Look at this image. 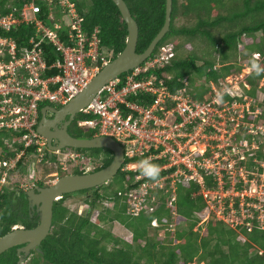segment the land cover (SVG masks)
<instances>
[{"label":"trees","instance_id":"obj_1","mask_svg":"<svg viewBox=\"0 0 264 264\" xmlns=\"http://www.w3.org/2000/svg\"><path fill=\"white\" fill-rule=\"evenodd\" d=\"M28 1L0 0V15H5L12 7L19 8ZM69 1L74 4L82 18L81 28L86 37L96 29L99 45L110 50V60L113 59L122 50L126 37L125 24L114 4L110 0ZM122 1L137 26L135 52L141 53L162 26L164 0ZM33 2L39 7L38 18L45 22L47 6L42 0ZM54 17L56 22H60L59 14ZM32 32L31 25L21 24L6 33L0 31V35L10 37L19 48L23 47ZM166 44L171 45L174 56L136 79L154 75L163 81L170 93L185 88L193 100L200 102L209 92L208 81L216 84L227 76L238 75L244 62H247L249 67L253 54H260L259 63L264 66V0H171L168 31L156 44L147 60L153 58L159 47ZM41 46L43 59L47 64L56 59L57 55L50 45L43 43ZM57 73L58 71L51 69L44 74L49 76ZM125 76L126 73L117 77L119 82L116 89L124 84ZM263 78L264 73H248L243 78L247 89L228 92L221 100L236 102L244 95L251 104L257 100L255 106H249L250 112L258 109L256 117L244 114L243 118L254 126H264V83L260 84ZM126 99L137 105L147 106L152 97L138 93L135 96L129 95ZM44 106L46 105L39 104L38 108ZM50 106L59 108L57 105ZM88 119L96 120V117L76 115L67 127L68 132L74 136L81 135L86 129L79 127L77 123ZM88 130L92 136L96 133L95 130ZM238 131L233 142L238 143L242 139L249 142L245 129L239 127ZM4 138L10 142L12 135L0 133V157H13L20 146L14 143L9 149L7 144L2 143ZM68 149L86 154L88 158H99L98 155L101 154L100 165L93 171L108 165L112 158V154L106 149ZM24 152L16 165L17 173L13 174L26 179V171L34 155L31 148ZM150 152L153 153L152 150ZM43 153L45 161H55L54 156L46 151ZM254 154L244 162L246 169L252 166V159L259 160L264 155V143L257 144ZM143 158L137 160L141 161ZM124 164L125 162L107 186L92 189L87 198L78 201L64 194L53 203L48 235L25 255V264H264V230H257L252 219H247L251 223L249 231L244 225H237L234 229L228 228L215 219L213 214H208L209 209L199 193L198 185L194 183L176 184L173 207L165 206L170 194L158 191L154 194L158 204L153 213L130 219L125 215L124 204L116 197L118 191L124 190V184L128 187L132 185L135 175L122 171ZM45 167L54 169L53 165L42 168ZM48 172L44 171L45 174ZM74 173L79 174L76 170ZM138 173L140 174V171ZM164 173L165 171H161L159 177ZM201 175L206 190L216 187L209 177L202 173ZM12 177L14 176L8 178V186L4 185L0 190V237L13 228L30 229L37 224V217L28 215L26 198ZM113 184L115 188L111 189ZM223 184L224 188L228 187L227 182ZM38 185H41V182ZM236 186L240 188L241 184ZM99 190L101 195L98 194ZM68 197L71 201H68ZM103 198H112V209L101 206L100 201ZM70 202L81 204L71 210L68 208ZM82 203L85 214L78 213V206ZM233 207L237 208L236 199ZM206 215L208 218L200 235L193 228ZM152 219H156L163 226L172 223L176 229L173 233L163 231L165 238L158 234L157 237L149 226ZM113 221L119 222L130 232V236L124 241L114 237L104 228ZM180 223L185 224L184 229L179 228ZM20 247L22 246H15L1 253L0 264H17L22 254L18 256L16 249Z\"/></svg>","mask_w":264,"mask_h":264},{"label":"built area","instance_id":"obj_2","mask_svg":"<svg viewBox=\"0 0 264 264\" xmlns=\"http://www.w3.org/2000/svg\"><path fill=\"white\" fill-rule=\"evenodd\" d=\"M42 2L47 6L45 22L38 18L39 7L33 0L0 15L2 32L21 24L31 25L33 31L19 48L10 37L0 35V133L12 135L10 142L7 138L2 139L9 149L14 143L20 146L13 157H0V190L4 185L8 186L11 175L18 188H23L18 180L20 176L13 173H17L16 165L28 148L34 155L26 171V176L30 177L43 166L53 165L56 171H63L66 163L82 158L79 153L47 149L45 139L35 130L38 106L62 107L67 104L108 63L111 56L110 50L99 45L96 29L86 37L81 28L82 18L71 1ZM55 14L60 15V22L55 21ZM43 43L50 45L57 55L49 64L43 59ZM172 57L169 44L160 46L153 58L126 73L124 84L119 89H116L117 78L108 82L78 112L95 116L96 120H82L77 125L95 130L97 135L111 137L120 145L125 162L121 170L135 174L132 185L124 184V190L116 193L129 217L152 212L155 209V191L170 193L166 205L172 206L176 183L192 182L198 185L202 199L215 219L229 227L244 225L247 231L251 228L247 219H252L254 227L264 230V203H260L264 200V155L258 161L252 159L254 168L247 171L240 162L254 155L257 146L247 139L231 143L239 127L244 128L249 136H264V126H254L243 120L244 114L253 118L258 114V109L249 111L251 102L245 95L236 102H222L220 99L228 92L247 89L243 83V78L249 73L247 64L240 71L246 70L243 75L227 76L216 84L208 81L209 92L198 102L186 93L185 88L170 93L163 81L154 75L136 79ZM51 69L58 73L46 76L45 71ZM138 93L152 97L151 103L140 106L127 101L129 95ZM14 134L17 136L13 137ZM207 142L209 144L205 145ZM43 151L58 157L53 163L47 162L43 159ZM140 157L159 163L160 172L165 171L164 175L153 182L139 174L137 159ZM256 172L259 173L258 178L260 176L257 186L252 184ZM55 173L44 175L50 177ZM201 173L215 182L216 187L206 190ZM224 182L228 183L227 188H224ZM237 184L241 187L237 188ZM255 192L256 195H252ZM234 199L237 200V208L233 207ZM110 204V200L103 202L105 206ZM207 217L199 223H205ZM150 224L157 226L155 221ZM172 228L173 225L169 224L163 231L171 232Z\"/></svg>","mask_w":264,"mask_h":264},{"label":"water","instance_id":"obj_3","mask_svg":"<svg viewBox=\"0 0 264 264\" xmlns=\"http://www.w3.org/2000/svg\"><path fill=\"white\" fill-rule=\"evenodd\" d=\"M110 1L116 7L126 28V37L122 50L104 65L67 104L58 110L44 107L40 111V119L35 130L45 139L46 147L50 151L63 148L106 149L112 154L111 161L104 168L92 173L59 177L49 186L36 189L35 194L32 191H28L26 194L27 202L30 206L34 205L36 208L38 213L37 224L30 229L14 228L2 235L0 237V254L15 246H22L16 249V254L22 253L26 255L29 251L35 249L48 235L51 224V206L58 197L99 187L114 177L120 169L123 161L122 150L114 140L106 136L91 137L89 131L83 132L82 138L75 139L66 133V128L79 110L84 108L103 86L121 74L135 69L149 58L156 44L168 31L171 0H164L162 26L141 53L135 52L137 26L131 18L127 7L122 0ZM46 112L51 114L50 119L45 117ZM65 118L66 120L61 128H57V124Z\"/></svg>","mask_w":264,"mask_h":264},{"label":"rangeland","instance_id":"obj_4","mask_svg":"<svg viewBox=\"0 0 264 264\" xmlns=\"http://www.w3.org/2000/svg\"><path fill=\"white\" fill-rule=\"evenodd\" d=\"M247 62H244L243 63V65L244 64H246ZM243 68V67H242ZM241 73V72H240ZM246 73V70H244L240 75H243V74H245ZM201 81V80H200ZM264 83V78L262 79V81H261V83L260 84H263ZM255 102H257V100H254ZM255 102L253 103V104H251V105H254L255 106ZM248 105H249V103H248ZM49 116V115H48ZM253 129V128H252ZM264 136L263 135H259V134H251L250 136H249V143L250 144H254V145H256L257 146V144H262V143H264V138H263ZM216 143V142H215ZM217 143H219V142H217ZM231 143L232 144H236V143H234L232 140H231ZM200 146H201V142H199L198 143ZM207 144H209V142H207V143H205V145H207ZM220 145H223V143H219ZM253 152H255V151H253ZM253 152H251V153H253ZM56 157H58V155L56 156ZM100 157H101V154L99 155V158H90V160L88 161V156L86 155V154H83L82 155V159H77L75 162H73V163H70V165H74L76 168H79V167H88V169H91L92 167H95V166H97L98 164H99V162H100ZM82 160V164L80 163V161ZM258 161V160H257ZM225 163H227V162H225ZM260 163V162H259ZM222 164H224V163H221L220 165H222ZM228 164H230L231 165V163L230 162H228ZM225 165V164H224ZM254 165L252 164V166H250L248 169H246L247 171L249 170V169H251V168H254L253 167ZM69 167V165H68V163H66V169ZM255 169H253V171H254ZM53 172L54 171V169L52 168V167H48V168H42V169H38V171H36V173H34V178L35 179H38L40 182H43V183H50V182H52L53 180H55V178H53V177H45V175H44V173L43 172ZM58 173H57V175H62V174H64L63 172H61V171H57ZM259 173L258 172H256V177H255V181L254 182H252V184H254L255 186H257L258 184H259V182H260V176H259V178H258V175ZM56 175V176H57ZM57 178V177H56ZM177 178H179V179H177V180H181L180 179V177H177ZM250 178V176H248L247 177V179H249ZM18 180H19V183H22V185H26V186H29L30 185V183H28V182H26V179L24 178V177H19L18 178ZM32 183V182H31ZM112 188L111 189H114L115 188V185L113 184L112 186H111ZM263 190H264V183H263V188H262ZM252 195H256V192L254 193V194H252ZM222 196H226V194L225 195H222ZM262 197V196H261ZM76 198V197H75ZM74 199V198H73ZM262 199V198H261ZM67 201V200H66ZM68 201H71V200H68ZM71 203V202H70ZM68 204V208L69 209H71V210H74L75 209V206H77L78 204H81V203H79V202H72L71 204ZM77 203V204H76ZM260 203L261 204H263L264 203V200H260ZM72 204H75V205H72ZM213 204V203H212ZM211 204V205H212ZM81 208H84V206L82 205L81 206ZM209 214H211V212L209 211ZM239 219H236V221H238ZM227 227H229V226H227ZM104 228L105 229H107L108 231H110V233L114 236V237H117L118 239H121V240H125L127 237H129L130 236V232L127 230V229H125L119 222H115V221H113L112 223H110V224H106L105 226H104ZM179 228L180 229H184L185 228V224L184 223H180L179 224ZM229 228H234V227H229ZM173 229V231L172 232H170V233H173L174 232V230L176 229V227H173L172 228ZM204 229V223H197V226H195L194 228H193V230H196V231H198V233L201 235L202 233H203V230ZM155 233H156V236H157V234L158 233H160L161 235H160V237L162 238L163 237V233H162V231L161 230H153ZM149 233H152V232H149ZM165 236V235H164ZM158 237V236H157ZM163 238H165V237H163ZM240 239H242V237H240ZM25 256H21L20 257V260H19V264H25L26 263V258L25 259H23ZM192 264H199V263H196V262H193Z\"/></svg>","mask_w":264,"mask_h":264},{"label":"flooded vegetation","instance_id":"obj_5","mask_svg":"<svg viewBox=\"0 0 264 264\" xmlns=\"http://www.w3.org/2000/svg\"><path fill=\"white\" fill-rule=\"evenodd\" d=\"M47 107H50V108H53L54 110H58L59 108H56V107H54V106H47ZM44 107H42L40 110H39V114H40V111L43 109ZM49 115V116H48ZM46 118H48V119H50L51 118V114L50 113H48V112H46V116H45ZM39 119H40V115H39ZM65 120H66V118L65 119H63L61 122H59L58 124H57V128H61V126H62V124L65 122ZM68 127V126H67ZM85 132V131H84ZM66 133L71 137V138H75V139H80V138H82V134L81 135H77V136H74V134L73 133H70V132H68V130H67V128H66ZM72 149V148H71ZM87 150H90V149H87ZM53 151H55V150H53ZM57 151H70V152H73V153H77L76 151H72V150H69L68 148H64V149H59V150H57ZM99 156V155H98ZM102 156V155H101ZM55 158H57L56 156H54ZM88 159V161L90 160V158H87ZM101 159V158H100ZM80 163L82 164V160L80 161ZM99 165H100V162H99V164L97 165V166H95V167H92L91 169H88V167H79V168H76L74 165L73 166H71V165H69V167L67 168V169H65V171L64 172H66V173H64V174H62V175H57L56 177V179H58L59 177H62V176H64V175H82V174H87V173H92V172H95V171H93L96 167H99ZM105 167V166H104ZM104 167H102V168H104ZM102 168H100V169H102ZM100 169H98V170H100ZM78 171L79 172V174H75L74 173V171ZM97 171V170H96ZM34 176V175H33ZM112 179V178H111ZM111 179L109 180V181H111ZM109 181L108 182H106V183H104L103 185H101V186H99V187H104L105 185H108V183H109ZM26 182H28V183H30V185L29 186H26V185H23V188L22 189H20L22 192H23V194H24V197L26 198V194H27V192L28 191H32L34 194L36 193V189H38V188H40V189H42V188H45V187H47V186H49V184L48 183H43V182H41V185H38V183L40 182L38 179H35L34 177H30V176H26ZM32 182V183H31ZM96 188H98V187H96ZM101 188H100V190H101ZM19 189V188H18ZM93 189H95V188H93ZM92 189H89V190H83V192H82V190L81 191H77V192H73V193H70V194H68V195H70L71 196V198H74V199H77L78 201H80V199H85V198H87L89 195H90V191H91ZM100 190L98 191V194L99 195H101V192H100ZM82 192V193H81ZM15 193H17V192H15ZM76 197V198H75ZM71 198L70 197H68V200L70 199L71 200ZM55 202V201H54ZM53 202V203H54ZM26 203H27V209H28V215L30 216V217H32V216H36L37 218H36V220H38V213L36 212V208H35V206L33 205V206H30V204H28V202H27V198H26ZM53 203H52V206H53ZM103 203V199L100 201V204H102ZM75 205V204H74ZM82 205H83V203H82ZM82 205H79L78 206V213H83V214H85V208H81V206ZM52 206H51V209H52ZM93 215V212H92V214H91V216ZM16 228H19V227H16ZM14 229V228H13ZM22 253H19V254H17L18 256L19 255H21ZM27 255V254H26ZM21 256H25L24 254H22ZM20 256V257H21ZM20 257H19V259H18V262H17V264H19V260H20ZM24 259V258H23Z\"/></svg>","mask_w":264,"mask_h":264},{"label":"clouds","instance_id":"obj_6","mask_svg":"<svg viewBox=\"0 0 264 264\" xmlns=\"http://www.w3.org/2000/svg\"><path fill=\"white\" fill-rule=\"evenodd\" d=\"M167 45V44H166ZM170 45V44H169ZM171 46V45H170ZM259 53H256V54H254V56H253V58L252 59H250V61H249V67H248V71H249V73H254V74H256V75H260V74H262V73H264V66H261V64L259 63ZM173 56H174V53H173ZM112 60V59H111ZM110 59H109V61H111ZM108 61V62H109ZM146 61H148L147 59H146ZM146 61H144V62H146ZM143 62V63H144ZM141 65V64H140ZM220 99L222 100V97H220ZM47 106H50V105H46V106H44V107H47ZM60 108V107H59ZM78 115V114H77ZM76 116V115H75ZM39 121V120H38ZM84 129H86V128H84ZM91 130V129H90ZM85 131H89L88 129H86ZM93 136H100V135H97L96 133L93 135ZM92 135H91V137H93ZM106 137H108V136H106ZM111 138V137H110ZM112 140H114L113 138H111ZM115 141V140H114ZM116 142V141H115ZM117 143V142H116ZM118 144V143H117ZM119 145V144H118ZM120 146V145H119ZM64 149V148H63ZM122 150V149H121ZM50 151V150H49ZM78 153V152H77ZM79 154H81V155H83L82 153H79ZM255 155V154H254ZM263 156V155H262ZM82 159V158H81ZM247 160V159H246ZM245 160V161H246ZM70 163H73V162H69L68 163V165H70ZM240 163H243V164H245L244 162H240ZM122 164H123V161H122ZM121 164V165H122ZM241 165V164H240ZM71 166H73V165H71ZM138 169H139V171H140V174L142 175V176H144L145 178H147L148 180H151V181H153V182H156V181H158V179H159V174H160V166L159 165H157V164H154V163H152V162H150L149 160H147V159H145V160H141V161H139L138 162ZM244 166V165H243ZM121 167V166H120ZM249 167V166H248ZM58 171H61V170H58ZM65 170H63V171H61V172H63V173H66V172H64ZM53 172H56L55 173V175L54 176H50V177H53V178H55V180H56V175H57V171L55 170V168H54V171ZM53 172H51V173H53ZM44 173V172H43ZM48 173H50V172H48ZM45 174V173H44ZM55 180H53L52 182H54ZM52 182H50L49 183V185L52 183ZM188 183H192V182H188ZM188 183H186V184H188ZM177 184V183H176ZM179 184H182V183H179ZM186 184H183V185H186ZM195 184V183H194ZM197 185V184H196ZM105 186H107V185H105ZM124 186V185H123ZM123 191V190H122ZM158 191H155L154 192V194L155 193H157ZM160 192V191H159ZM199 193H200V191H199ZM168 194H170V193H168ZM175 196V195H174ZM61 197V196H60ZM60 197H58L56 200H58V199H60ZM117 197V196H116ZM170 197V196H169ZM118 198V197H117ZM156 199V198H155ZM55 200V201H56ZM106 200H110V202H111V204L110 205H108V206H105V205H103V203L101 204V206L102 207H105V208H108V209H112V207H113V200H112V198H103V202L104 201H106ZM119 201V200H118ZM120 202V201H119ZM122 204V203H121ZM157 204H158V202H157V199H156V202H154V206H155V209H156V206H157ZM206 205V204H205ZM165 206L166 207H173V205L172 206H167L166 204H165ZM79 209V208H78ZM154 209V210H155ZM153 210V211H154ZM153 211L152 212H150V213H148V214H151V213H153ZM148 214H139V215H148ZM171 214H173V209H172V211H171ZM209 214V213H208ZM125 215H127L126 214V211H125ZM138 215V216H139ZM128 216V215H127ZM137 216V217H138ZM208 216V215H207ZM129 217V216H128ZM130 219H132V218H136V217H129ZM208 218V217H207ZM207 220V219H206ZM151 221H155V223L157 224V226H151ZM206 222V221H205ZM222 222V221H221ZM199 223V222H198ZM223 223V222H222ZM170 224H172V223H170ZM224 225H226V226H228L227 224H225V223H223ZM169 225V224H168ZM168 225H161V224H159L158 222H157V220L156 219H152V220H150V222H149V226H150V228L152 229V230H161L162 232H163V230L162 229H164V227H167ZM173 225V224H172ZM229 228V227H228ZM257 230H261V229H259V228H257V227H255ZM231 229H233V228H231ZM172 232V231H171Z\"/></svg>","mask_w":264,"mask_h":264}]
</instances>
